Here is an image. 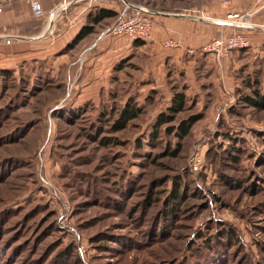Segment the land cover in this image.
Here are the masks:
<instances>
[{
	"label": "rangeland",
	"instance_id": "1",
	"mask_svg": "<svg viewBox=\"0 0 264 264\" xmlns=\"http://www.w3.org/2000/svg\"><path fill=\"white\" fill-rule=\"evenodd\" d=\"M118 1L120 12L126 3H142L155 14L182 0ZM225 28L219 35L235 29ZM54 35L56 29L33 43L0 42V70L11 75L0 78V264H201V254L189 249L208 256L198 236L213 233L219 220L232 223L241 238L219 256L223 264H264V109L241 101L254 84L264 90V42L227 57L214 54L221 68L219 94L186 92L196 105L185 114L202 118L184 138L167 133L164 124L150 141L158 114L183 89L176 75L163 91L147 88L151 81L141 79L146 55L136 51L111 76L105 68L95 83L76 81L68 67L80 72L82 49L66 51L48 42ZM200 70L207 73L196 66L197 82ZM128 99L143 112L113 133L110 127ZM104 135L116 139L103 145ZM198 144L204 162L194 173L189 158ZM177 145L176 156L168 153ZM120 180L130 181L123 195L116 191ZM176 183L185 191L176 219L161 221L171 226L170 234L148 239L155 218L171 206ZM55 190L60 198L52 196Z\"/></svg>",
	"mask_w": 264,
	"mask_h": 264
},
{
	"label": "crops",
	"instance_id": "2",
	"mask_svg": "<svg viewBox=\"0 0 264 264\" xmlns=\"http://www.w3.org/2000/svg\"><path fill=\"white\" fill-rule=\"evenodd\" d=\"M42 3L46 12L51 13L60 1L42 0ZM22 6H25L26 10H23ZM229 7L247 12L245 21L253 26L246 31L249 33L251 45L259 47L258 45L264 42V0H230L229 4L223 0L174 2L171 7L158 8L160 11L153 14L151 40L133 42L125 36L101 35L114 23L117 15L94 20V15L102 8L119 13L122 4L118 0H80L63 11L55 10L57 13L51 18L48 16L41 19L33 15L29 5L23 0H12L6 3L0 13V33L6 35L1 41L33 43L45 39L56 29V38L54 35L48 42H57L66 51L75 47L82 49L81 70L78 72L79 66H76L74 73V76H78L76 81L95 83L99 81L101 71L105 68L108 70L107 76H111L115 69L123 68L131 60L134 52L140 51L146 55V63H143L141 68L145 77L141 79L146 80L145 83L151 81L147 88L163 91L164 86L176 75L177 81L182 82L186 92L194 89L200 96L207 92L219 94L221 87L217 73L221 68L217 67L214 53L203 48L227 29L221 21ZM168 9L173 11H165ZM91 26L94 27L93 31L79 36ZM7 35L13 38H7ZM167 42L170 44H165ZM129 56L130 59L127 60ZM232 61L238 64L237 60ZM71 66L72 64L68 67L69 72ZM196 66L199 69H202V66L207 68L205 75H202L200 70L201 82H197L193 76ZM209 71L210 75L204 81ZM206 86L209 91H206Z\"/></svg>",
	"mask_w": 264,
	"mask_h": 264
},
{
	"label": "trees",
	"instance_id": "3",
	"mask_svg": "<svg viewBox=\"0 0 264 264\" xmlns=\"http://www.w3.org/2000/svg\"><path fill=\"white\" fill-rule=\"evenodd\" d=\"M118 14L119 13L114 10H110V9L107 10V9L102 8V9H99L97 13L94 15V20L99 21L100 19H103L107 16H116V15L118 16ZM93 29H94L93 26L88 27L87 31L80 33L79 36L86 35L87 33H90L91 31H93ZM75 67L76 66H72L70 68V72L72 73V75H74V72L76 69ZM4 75L11 76L10 70L2 68L0 70V78L1 76H4ZM253 86H252L253 91L251 93L243 94L241 101L247 105L248 104L254 105L255 107L263 110L264 109V90L262 91L260 89H257L255 87V84ZM68 101L69 99L66 98L64 100V103H67ZM195 105L196 104H195L194 99L190 98L184 89L175 91L170 97L169 103L166 105L167 111L165 112L162 111L161 113L158 114V119L156 122L157 124L155 126L156 128H154L153 130L151 129L148 132L149 140L150 141L156 140L157 137L160 136L158 134H159V131L162 125L164 124L167 125L165 126V130L167 133H170V134L174 133L180 138H184L188 136L191 132L193 125L202 118V115L199 112L185 114L187 110L193 109ZM104 109L105 108H103L101 111H105ZM112 109L114 110L113 107ZM119 112H120L119 116L116 118V120H114L113 125H111L110 127L111 132L113 133L125 129L131 120L138 118L142 114L143 108L138 106L137 104H133L130 101V99H128L126 102H124ZM168 123H173V124H168ZM225 135L227 137H230L232 140L237 141L236 138H234V136L228 133ZM115 139H116L115 137H111L110 135L100 136V143L103 145H108L111 142H114ZM142 139L143 138L138 139L139 147H142L144 144V140ZM178 146L179 145H177L175 149L173 148V150H169L168 153H171L172 155L176 156L177 151H178L176 149L179 148ZM233 158H237V155H234ZM191 171L194 173H197L193 171L192 169ZM122 181L121 180L119 181L120 184L116 188V191L117 189L118 191H120L119 192L120 195L121 194L123 195L125 193L124 189L131 188L130 181L127 184L122 183L123 186L121 184ZM180 189H181V185L177 183L173 185V188L171 190L172 194L171 196H169V202L171 203V206L167 208L166 212L161 211L159 215L155 218L157 221L156 223H158V227H155L156 223L153 221V227L151 231H148V234H147L148 239L164 240L170 234L171 226L170 225L168 226L166 223L169 222L173 224V220L176 219L177 211H179V203L185 195L184 194L185 191L182 190V192H180ZM148 197L150 198V195H148ZM144 204H145V207L147 208L152 207L150 200H145ZM145 207L144 209L143 208L141 209V213H143L144 218H146V215H148L146 214L147 210ZM163 219L164 221L166 220L168 222L162 225L161 221ZM231 224L232 223L228 221L225 222V221L219 220L217 221V227L215 228V231L213 233H210L209 235H205L202 232L199 233L198 237L200 238L203 237V243H202L203 249L208 248L209 255L207 256V254H204L201 249L193 250L192 248H190L189 250L193 252L194 256L196 254H201V259H200L201 264H207V263L220 264L221 262L223 264L224 260L221 258L222 257L221 254L222 253L227 254L230 252L231 248L238 246V239L240 241L241 238L235 226ZM210 229H211V225L208 226V230ZM240 247H241L240 250H243L244 247L242 244H240ZM68 249L71 250V248H68ZM220 255L221 257H219ZM215 257L216 258L218 257V258H217V261L214 262ZM223 257L225 256L223 255Z\"/></svg>",
	"mask_w": 264,
	"mask_h": 264
},
{
	"label": "built area",
	"instance_id": "4",
	"mask_svg": "<svg viewBox=\"0 0 264 264\" xmlns=\"http://www.w3.org/2000/svg\"><path fill=\"white\" fill-rule=\"evenodd\" d=\"M12 0H0V13L3 12L6 3ZM29 5L33 15L36 18H51L57 12L55 10L67 9L72 3L80 0H58L60 1L57 8L53 12H46L42 0H23ZM224 3L229 4L230 0H223ZM54 13V14H53ZM154 10L150 6L142 3H126V6L119 13L114 23L106 28L102 35L125 36L129 40H151L153 37V19ZM58 15V14H57ZM247 12L243 10L228 9L226 15L222 18V24L233 26L235 29L227 34H221L213 38L204 46V50L213 52L217 57H227L231 52L236 49H242L251 45L247 28H252V24L246 23ZM6 35L0 33V41ZM7 38L13 36L7 35ZM204 151L201 145L195 146L189 158V164L192 170H200L203 168ZM54 197L60 198V194L55 190L52 194ZM67 214L61 211L60 221L64 222L67 219ZM76 232V230H75Z\"/></svg>",
	"mask_w": 264,
	"mask_h": 264
}]
</instances>
